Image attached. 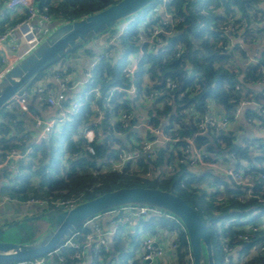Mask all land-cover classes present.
I'll return each mask as SVG.
<instances>
[{
    "label": "trees",
    "instance_id": "1",
    "mask_svg": "<svg viewBox=\"0 0 264 264\" xmlns=\"http://www.w3.org/2000/svg\"><path fill=\"white\" fill-rule=\"evenodd\" d=\"M117 1L119 0H33L39 12L48 14L52 22L58 21L60 24L81 19ZM160 2L161 0L152 3L98 36L109 43L116 38L115 35L121 34L107 49L112 56L102 60L93 71L94 82L100 85L102 91H108L114 86L127 83L124 68L130 62L129 54H136L140 48L139 35L142 32L148 36L154 27L163 25L162 22L165 20L163 11L154 10ZM171 7H174L175 14L183 15L184 20L175 26L171 35L161 34V42L156 48L145 46V53L140 60L136 77V86L140 93L148 87L145 76L153 81L149 86L154 88L166 86L169 82L177 84L174 90H165L161 87L173 100V104L165 103L163 108L154 109L152 122L156 125L166 122L165 130L171 136L178 133L180 137L192 138L197 134L195 138L198 145L207 146V150H215L214 146L221 148L224 144L227 146L226 149L237 153L239 161L237 160L236 166L238 168L243 166L241 160L247 159V174L250 172L257 175L256 178L254 177L259 187L256 194L259 193L261 197L255 196V199L247 198V200L243 199L244 201L239 199L235 192L245 194L244 187L237 186L236 183L230 185L222 177L220 183L216 181L215 184H210V186H216V184L220 186L214 187L210 192L203 190L201 181L206 174L195 175L186 165H181L180 171L162 179L142 176L140 172L146 170L139 172L132 169L130 165L122 171L115 169L102 171V163L118 157L121 148L126 150L130 148L129 143L132 144L133 131L126 133L127 143H124L119 136L121 133L125 134L126 130L117 123L109 127L105 126V123L104 128L102 126L99 128L101 134L92 142L95 154H91L81 130L89 125L97 114L95 105H98L101 115L107 121L109 117H120L122 109L129 107L130 100L115 93L110 101L103 99L95 101L93 95L87 101L83 96L93 88L90 82L83 83L84 90L80 93L82 98L67 97L65 101V106H69L74 101L84 99V103L75 113L69 114L68 118H65L46 139L31 144L29 153L19 158L8 159L12 149L21 151L30 143L28 137L30 131L24 130L26 121L35 123V117L39 116V113L48 111L49 107L54 109L47 103L48 93L53 92V80L48 82L44 94L37 89V86L41 84V81L47 80L48 72L52 74L55 67L67 68V71H70L72 65L68 63L69 60L73 62L74 59L81 58L85 54H94L95 47L89 46L92 39L39 74L37 80L28 88V93H30L28 111H22L19 103L12 100L8 107L0 113V177L2 178L0 205L2 195H9L13 199L11 202L13 207L17 210H28L24 204L20 203L26 201L28 197L50 201L49 205L41 207L40 211L33 209L35 211L33 215H36L46 210H62L51 203L52 200L58 198H76L80 203L123 186H148L169 190L193 206L207 223L215 250L216 264H232V259L226 260L228 253L225 249L226 243L233 249L245 253V258L249 257L247 264H264V251L252 253L253 241L262 239L258 236V234H263L261 229L254 230V226L247 229L243 224H232L231 228L226 226L228 218L249 216L252 211H255L257 215L249 222L258 226L264 218V150L256 153L257 149L253 147L260 139L258 137L245 138L246 141L241 139L244 146L240 147L234 144L238 137L233 139L232 133L198 134L200 131L195 115L196 112L199 115L214 114L215 109H219L230 116L235 114L244 100L252 101L261 105L262 112H258L257 109L251 107L254 105H251L247 108L246 117L258 118L264 126V90L255 88L256 84L264 80V57L257 61H251L248 58L249 48H253L260 41L264 46V28L259 25L261 19L264 20V0H171L169 8ZM7 13L8 11H4V14ZM148 14H150V20L140 27V23L146 19ZM6 19L7 15L3 20L6 21ZM242 20L248 22L245 40L242 43L244 46L241 45L237 32L227 33L221 30L224 22L240 25ZM5 28H0V33ZM114 51L117 55H114ZM237 84L242 85L246 94L238 92ZM179 94H182V97ZM160 99L163 98H158ZM63 144H65L64 154L57 159L56 152ZM175 155L174 151L169 152L167 148H163L158 151L153 164L163 165L165 160L172 163ZM0 211L4 212L6 209L0 206ZM19 218L20 216L17 215V217L7 219L3 223L0 222V226ZM132 218H137V223H131L132 231L125 230L127 227L124 226H128L127 223L119 226L107 250L102 247L97 251L93 247L92 250H87L84 258L78 259L75 255L82 251L83 247L62 245L57 251L43 256L47 259L45 264H113L114 258L127 255L126 247L139 239L135 230L140 225L150 230V233L172 231L177 227L173 222L156 215L132 216ZM219 220L225 223L221 230L217 228ZM43 223L44 218H40L23 222L17 227L19 230L35 229L37 234L34 239H36L44 234L39 230ZM81 230L82 235H74L72 240L81 243L86 234L93 229L81 226L78 231ZM240 233H248L251 236L244 239L239 237ZM186 234V232H178L180 246L175 253L177 254L176 261L170 264H189L187 251L189 243L185 240ZM257 236L258 239H256ZM141 241L142 239L138 240V245H141ZM137 262L138 257H134L132 264Z\"/></svg>",
    "mask_w": 264,
    "mask_h": 264
},
{
    "label": "built area",
    "instance_id": "2",
    "mask_svg": "<svg viewBox=\"0 0 264 264\" xmlns=\"http://www.w3.org/2000/svg\"><path fill=\"white\" fill-rule=\"evenodd\" d=\"M170 1L171 0H161V2L154 8L155 11H163L165 15V20L162 22L163 25L154 27V30H152V33L148 36L142 32L139 35L140 48L135 54V58H132L124 68V73L127 79V83L125 85H117L110 88L108 91H102L100 85H96L94 82L93 71L95 67L100 63L101 60L112 56V54L109 53V50H107L109 45L112 44L111 42L105 46L103 51H98L97 53L93 54L89 68L85 71V78L81 82L80 88L82 89L83 83L86 82H90L93 85V88L90 91L84 93L83 97L85 100L89 101L90 96L93 95L95 101L98 99L110 101L115 93L121 94L124 98H128L130 100L129 108L126 110L122 109L123 111L120 117L117 118L123 122V128L126 130L125 134H120V139H122L124 143H127L125 135L129 131H133V134L131 135L132 144L129 143L130 148L128 150L121 148L118 157L111 158L109 161L107 160L102 163L101 169L102 171H108L110 169L122 171L125 167L130 165L132 169H136L139 172L146 170L145 172H140L142 176L162 179L172 175L173 173H176L177 171H180L181 165H186L190 171H193L195 175L197 174L199 176L206 173L212 174V169L216 170V173L213 174L214 179L212 180L211 184H215L216 181L219 182L221 177L224 179V181L229 182L230 185H233L232 183L236 182L239 183L243 179L247 180L251 179V177L254 178V176H257L254 175V173L248 172L247 174L248 160H241L243 166L238 168L236 166V155L231 154L229 156L232 151L226 149L224 145H222L221 148H215V150H207V146H199L197 144L195 138L197 134H195V136L192 138L180 137L178 133H176L175 136H171L165 130V126L167 125L166 122L164 124L161 123L160 125H156L152 122V115L155 114L153 112L154 109L163 108L165 103L171 105L173 104V100L167 96L166 91L164 92L161 87H164L165 90H174L177 84L176 82H169L166 86H161L159 88L156 87L153 89L155 91L151 90L148 93H140L136 86V77L139 71L140 60L145 53V46L156 48L161 42V34L171 35L174 32L175 26L183 21L182 16L174 13V7L169 8ZM8 6L12 9H23L25 11V16L14 24L6 27L4 31L0 33V79L11 67L25 58L35 48H37L52 31L51 28L48 27V24L52 22L50 16L46 13L39 12L34 5L33 0H9ZM2 51L4 52L3 54H1ZM55 79L60 83V90L49 92L47 95V101L49 105L54 108V114L46 119L40 115L35 117V126L42 132V139L39 140V142L46 139L49 134L54 132V130L62 124L65 118H68L69 114L75 113L84 103L83 99L82 101H74L69 106H65L67 92L71 88L70 81L64 77L61 71L56 72ZM148 80L150 79H145V82L148 83L147 85L149 86V84L152 83V80ZM237 88L239 89V87ZM37 89L44 94L46 88L39 85L37 86ZM29 96L30 93H28V90H26L21 94H18L14 99L19 103L22 111L24 112L29 110ZM179 96L182 97V94H179ZM156 97L163 99L158 100ZM149 102L151 103L149 105V108H151L149 114L151 115H141L143 112L142 110L145 108V106L148 107ZM95 109L97 114L92 118L91 123L81 130L82 137L86 139L88 143L87 149L91 154H95V148L92 142L99 136V134H101L99 128L102 126V121L104 122V125L105 123L107 125H112L115 119L110 117L107 119V121H105L101 115V112L99 111L98 105H95ZM195 115L197 117V125L200 131L198 134L211 131H216L219 133L226 132L229 128L230 121H232L231 117L227 118V115L222 112L214 114L206 113L204 115H199V113L196 112ZM235 144L240 147L244 146V142L241 139L237 140ZM118 147L121 146L118 145ZM163 148H167L169 152L174 151L176 154L175 160L172 163L168 160H165L163 165L155 166L153 161L157 158L158 151ZM27 150L25 153H23L17 149H12L8 155V159L19 158L23 156V154L29 153L31 151L29 148ZM145 164L147 166H144ZM198 165L199 168H202V170H195ZM186 179L187 177L183 180L185 181ZM206 183L207 182H201V187L203 190H209L210 192V190L214 189L210 188L208 185L203 186V184ZM216 185L220 186L219 184ZM7 199V201H12L9 200V198ZM32 199L33 200L25 202L24 205L36 204L39 207H45L48 206L50 202L45 199ZM51 203L64 210L74 207L78 204V201L76 198H58L52 200ZM149 215L164 217L167 220L173 222L177 227L169 232V238L165 241H161L159 233H150L146 237L142 238L140 256L138 257V262L136 264L165 263V259L168 257L169 251L174 253L173 258L176 261L177 254L175 253L180 246V242L176 236H179L178 232L185 231L187 233V231L182 221L171 212L146 205H127L100 213L91 220H97L98 223V220L107 216L124 220L130 219L132 216L146 217ZM256 215L253 216L250 214L249 216H244L241 218L232 216L227 219L226 226L231 227L233 226L232 224H243V226L247 229H250L252 226H254V230L261 229L263 234H258V236H261L262 239L253 241L252 253H262L264 251V218L261 220L258 226H256L253 222H249V220L254 218ZM88 222H90V220ZM88 222L83 226H86ZM79 232L80 231H77L74 235H82V233ZM113 233L114 232L109 233L104 231L101 224L98 223L94 226L91 232L86 234L83 243L72 240V237L74 236L73 235L64 245H71L75 248L83 247V250L75 255L76 258L82 259L84 256H86L87 250H91V247H95L97 251L101 250L102 247L107 250L109 245V235H112ZM250 236L251 235L248 233L239 234V237L244 239H248ZM258 236L256 239H258ZM186 240L189 243V237L187 234ZM225 249L228 251L226 259L227 261L233 258H231V255L235 256L240 254L244 258V264H247L249 257L246 259L245 253L241 254V252L238 250L230 247L228 243L225 244ZM187 251L189 264H193L190 243L188 245ZM46 260V257H40L34 260L9 264H45ZM60 261L64 262L63 259H60Z\"/></svg>",
    "mask_w": 264,
    "mask_h": 264
},
{
    "label": "water",
    "instance_id": "3",
    "mask_svg": "<svg viewBox=\"0 0 264 264\" xmlns=\"http://www.w3.org/2000/svg\"><path fill=\"white\" fill-rule=\"evenodd\" d=\"M156 1L158 0H119L81 19L63 24L58 21L48 24L52 33L1 77L0 113L18 94L31 87L41 72ZM48 75L53 77L50 72ZM101 125L104 128L103 121ZM25 150L26 147H23L22 152ZM127 205H146L171 212L186 228L193 264H216L210 230L199 212L178 194L148 186H123L80 202L70 209L41 211L0 226L2 233L23 222L38 220L46 215L53 219L51 228L32 242L0 240V264L34 260L57 251L81 226L98 214ZM4 206L5 209H11L13 203L6 202ZM25 206L28 210H42L36 204Z\"/></svg>",
    "mask_w": 264,
    "mask_h": 264
},
{
    "label": "rangeland",
    "instance_id": "4",
    "mask_svg": "<svg viewBox=\"0 0 264 264\" xmlns=\"http://www.w3.org/2000/svg\"><path fill=\"white\" fill-rule=\"evenodd\" d=\"M256 11V10H255ZM254 11V12H255ZM259 15H261V13H259ZM180 16H182L183 17V15H180ZM150 20V14H148L147 16H146V19L142 22V23H140V27L141 26H143L146 22H148ZM183 20H184V17H183ZM227 22H224L223 24H224V26H222V29L221 30H224L225 32H227V33H229V32H232V31H234V32H237L238 34H237V36L239 35V37H240V41H241V45H243L244 46V44H242V43H244V40H245V38H244V36L246 35L245 34V32H246V30L248 29L247 27H248V22L247 21H245V20H242V21H240V25H233V23H231V22H228L227 24H226ZM122 25H125V24H122ZM259 25L261 26V27H263L264 28V20H262L261 19V21L259 22ZM124 30V29H123ZM228 30V31H227ZM224 32V33H225ZM122 33V32H121ZM226 34V33H225ZM120 35L121 34H117V35H115V37L116 38H114V39H112V41H111V43L113 44V42L115 41V39H117V38H119L120 37ZM97 38H99L98 36H97ZM236 38V37H235ZM102 38H99V39H97L98 41H100ZM95 40L96 39H93L92 41H91V43H93V44H95ZM235 41H233V43H234ZM108 44V43H107ZM261 44V43H260ZM240 45V46H241ZM258 45V44H257ZM109 47H110V45H109ZM242 47V46H241ZM99 49H101V51H103L104 50V46H102V45H99ZM111 49H113L112 47H111ZM249 51H250V54H249V60H251V61H253V60H255V58H257V57H251V54H253V53H259V51L257 52L256 50H254V48H249ZM95 53H97V52H95ZM114 55H117V53H116V51H114ZM134 59L135 58V54L134 53H130L129 54V58H128V60L130 61L131 59ZM102 61V60H101ZM100 61V62H101ZM247 64H248V62H247ZM80 65V64H79ZM81 66H83V65H81ZM81 66H79V67H81ZM71 72L74 74V76L76 75V77L78 76V71L76 70V69H73V68H71ZM68 77H70V74L69 75H67ZM145 79H149L148 77H146L145 76ZM151 80V79H150ZM150 80H148V81H150ZM152 83H153V81H152ZM152 83H150L149 85H152ZM160 87V86H159ZM237 87H239V89L237 88ZM84 88V85H82V90H84L83 89ZM236 88L238 89V92L239 93H243L244 92V89L242 88V85H240V84H237L236 85ZM153 89H155L153 86H148V87H146V88H144V90H143V92H145V93H148V92H150L151 90H153ZM157 90V89H156ZM153 91H155V90H153ZM164 93V92H163ZM245 94H246V92H245ZM76 96V95H75ZM160 96H161V94H160ZM160 96H158V97H160ZM158 97H156V98H158ZM75 99H80V98H82L81 97V95H78L77 97H74ZM75 99H73V100H75ZM246 101L244 100L243 102H242V104H241V106L240 107H238V109L236 110V113L234 114V115H230V116H227V118H229V117H231V119H232V121H230V125H229V128H228V130L226 131V134H229V133H232L231 134V136L233 137V139L238 135H235V133L233 132V131H231V127L234 125V124H236L237 126H238V128H239V133H241V131L245 128V126H246V124L245 123H247L248 125H251V126H253L254 124L255 125H259V127H262L263 125H262V121L261 120H259L258 118H254L253 120H250L249 118H246V119H242L241 120V114H243L244 113V107L246 106V105H250L251 104V102L250 101H248V102H246ZM129 103H130V101H129ZM151 103L149 102L148 103V107H149V105H150ZM99 108V107H98ZM129 108V107H128ZM128 108H125V110L126 109H128ZM256 109H257V111L259 112V111H261L262 112V110H261V107H256ZM99 111H101L100 109H99ZM143 111H146V113L144 112L143 114H141V115H147V109L145 108ZM241 111V112H240ZM221 113V112H220ZM209 114V113H208ZM148 115H151V114H148ZM153 116V115H152ZM0 118H1V114H0ZM110 118V117H109ZM114 119V118H113ZM118 119V118H117ZM116 118L114 119V123L112 124V125H114L115 123H117V124H119L121 127H124L123 125V122H121L119 119L117 120ZM245 121V122H244ZM112 125H107L106 124V126L107 127H109V126H112ZM238 132V131H237ZM211 133L212 134H215V135H217L219 132H216V131H211ZM257 134H258V139H260V140H258L256 143H255V145L253 146L254 148H256L257 149V152L256 153H260L261 152V150H264V128H259V129H257ZM260 137V138H259ZM248 137H246V139H247ZM245 141H246V139L245 138H243ZM236 140H238V139H236ZM236 142V141H235ZM235 142H234V144H235ZM198 144V143H197ZM224 145V144H223ZM202 146H204V145H202ZM225 146V145H224ZM64 148H65V144H63L58 150H57V152H56V157H57V159H60L62 156H63V154H64ZM225 148H227V146H225ZM229 151H232V150H230V149H228ZM231 154H235L236 155V157H237V153L235 152V151H232L230 154H229V156L231 155ZM256 156V155H255ZM238 158V157H237ZM238 161H239V159H237ZM257 163H259V161H256ZM132 165V164H131ZM196 171L197 170H202V168H199V165L196 167V169H195ZM212 174L211 173H206V175H205V178L204 179H202V181L201 182H207L206 184H203V186H205V185H208V186H210V184H211V182H212V180L214 179L213 177H214V175L213 174H215L216 173V170H214V169H212ZM254 175H256V174H254ZM255 178H256V176H254ZM186 181V180H185ZM185 181L183 180V183H185ZM236 185L237 186H243L244 187V190L246 191V193L245 194H240V193H238V192H235L236 194V196L239 198V199H241V200H247V198H253V199H255L256 197H261V195H259V193H257L256 194V190L259 188L258 187V181H255L254 180V178L253 177H251V179H247V180H245V179H243L241 182H239V183H237L236 182ZM218 185H216V186H210V188H216ZM235 186V185H234ZM256 196V197H255ZM230 197V196H229ZM7 198H9V200H12L13 201V199L11 198V197H9V195H6V196H4V195H2V197H1V201H4V204L6 203V202H8L7 200ZM35 198V197H34ZM36 200H39L40 198H35ZM30 200H33L31 197H28V199L26 200V201H23V202H20L21 204H24L25 202H27V201H30ZM243 200V201H244ZM1 213H0V222L1 223H3L4 221H6L7 219H10V218H14V217H17V215L18 216H20V218H22V217H26V216H31V215H33L34 213H35V211L33 210V209H30V210H17L15 207H12L11 209H8V210H6V211H4V212H2V211H0ZM38 214V213H37ZM251 214L254 216V215H256V212L255 211H252L251 212ZM19 218V219H20ZM44 218V223L42 224V226L39 228V230H41L40 231V233H43L44 232V234L51 228V226H52V222H53V219H52V217L51 216H49V215H46V216H44L43 217ZM162 218H164V217H162ZM133 218L132 217H130V219H124V220H119L118 222H113V224L115 225V223H119V224H122V225H125L126 223L128 224V226H124V227H127V229H125L127 232L128 231H130L131 230V223H133V220H132ZM164 219H166V218H164ZM16 220V219H15ZM96 224H98L97 223V220H90V222H88V227H90V228H94V226L96 225ZM86 225V226H87ZM225 225V223L223 222V221H221V220H219L218 221V223H217V228L219 229V230H221L222 229V227ZM85 226V227H86ZM112 227H114L113 225L112 226H109L108 228H112ZM123 227V228H124ZM229 228H231V227H229ZM230 230V229H229ZM132 231V230H131ZM136 231V233H137V237H139V239H142V238H144V237H146L148 234H150V230H147V229H145V228H143L141 225H140V227H138V229H136L135 230ZM39 233V234H40ZM79 233H82V230L79 232ZM37 234V232L35 231V229H25V230H19V228L17 227V226H15V227H13V228H11V229H9V230H6V231H4V232H2V233H0V240L1 241H8V242H15V243H28V242H32V241H34L35 239V235ZM43 235V234H42ZM41 235V236H42ZM40 237V236H39ZM39 237H37V238H39ZM176 237H178V236H176ZM215 237V240L217 241V238H216V236H214ZM36 238V239H37ZM108 238V237H107ZM139 239H137V241L136 242H132V243H130L127 247H126V252H128V254L127 255H125V256H121V257H116V258H114L113 259V264H132V261H133V258L134 257H139L140 256V246L141 245H138V240ZM84 240H85V238H83V242H84ZM89 242V241H88ZM93 249V247H91V250ZM217 250H218V248H217ZM220 250V249H219ZM220 253V252H219ZM242 254V253H241ZM248 263V262H247ZM218 264V263H217ZM232 264H244V258L240 255V254H237V255H235V256H233V258H232Z\"/></svg>",
    "mask_w": 264,
    "mask_h": 264
},
{
    "label": "crops",
    "instance_id": "5",
    "mask_svg": "<svg viewBox=\"0 0 264 264\" xmlns=\"http://www.w3.org/2000/svg\"><path fill=\"white\" fill-rule=\"evenodd\" d=\"M8 2H9V0H0V28H5V27H8L9 25H12L13 24V22H17V21H19L21 18H23L24 17V14H25V11L23 10V9H12V8H10L9 6H8ZM4 11H8V13L7 14H4ZM7 15V19H6V21H4L3 20V18H4V16H6ZM104 38H106V37H104ZM260 43H261V41H260ZM256 44V45H254V50H256L257 52L259 51V53H253V54H251V57L253 56V57H257V58H255V60L257 61L258 59H260V58H262V57H264V53H263V50H264V46L262 45V43L261 44ZM99 45H102V46H104V48H105V46L107 45V42L105 41V39L103 40V38L100 40V41H98V40H96L95 41V44H93V43H90V45L89 46H91V47H95V49H96V52L97 51H100V49H99ZM97 47H98V49H97ZM4 52L2 51L1 52V54H3ZM92 56H93V54L92 53H90V54H85V55H83L81 58H78V59H74V61L72 62V60H69V62L68 63H70L71 65H72V68L73 69H76L77 71H78V76L76 77V75L74 76V74L71 72V70L70 71H67V68H63V67H60V68H62V69H58V66L57 67H55V71H53V73H52V75H53V79L52 78H50L49 77V75H48V78H47V80H43V81H41L40 83V85L41 86H43V87H46L47 86V84H48V82H50L51 80H53V91H59L60 90V83H59V81H57L56 79H55V74H56V72L57 71H61V73L64 75V77L65 78H67L69 81H70V86H71V88L68 90V92H67V97L68 98H74V97H77L78 95H80V93H81V88H80V85H81V82L83 81V79L85 78V71H86V69H88L89 68V64H90V61L92 60ZM252 57V58H253ZM11 59H12V57H11ZM80 64V65H79ZM81 65H83V66H81ZM79 66H81V67H79ZM70 74V77H68L67 75H69ZM47 88V87H46ZM51 88V87H50ZM255 88L257 89V90H264V80L263 81H261L259 84H256L255 85ZM245 92V91H244ZM76 95V96H75ZM251 102V104L250 105H247L245 108H244V113L243 114H241V120L242 119H246L247 117H246V111H247V108H248V106H251V105H254V106H251V107H253L254 109H256V107H260L261 105L259 104V105H257V104H255V102H252V101H250ZM47 103H48V101H47ZM49 104V103H48ZM145 108L146 109H148V112H147V115L150 113V111H151V108H149V107H147V106H145ZM144 108V109H145ZM143 109V110H144ZM142 110V111H143ZM54 110L53 109H51V107H49V110L48 111H42L41 113H39V115L41 116V117H43V118H49V117H51L53 114H54ZM146 113V111H143L142 112V114L143 113ZM221 111H219V109H215V112L214 113H220ZM249 119L250 120H253L254 119V117H249ZM245 122V121H244ZM246 124V126H245V128L241 131V133H239L240 131H239V128H238V126L236 125V124H234L232 127H231V131H233L234 133H235V135H237V137H238V140H240V139H243V138H246V137H248V138H251V137H258V134H257V129H259V128H264V126H262V127H259V125H253V126H251V125H248L247 123H245ZM24 126H25V131H30V135H28V137L30 138V143H29V145L28 146H25L26 147V149L27 148H29L30 147V145L31 144H34V143H39V140H41L42 139V132H41V130L39 129V128H37L36 126H35V123L33 122V123H31V122H27L26 121V123L24 124ZM238 131V132H237ZM221 134H226V132H222ZM260 138V137H259ZM215 148H217L216 146H214ZM30 149V148H29ZM28 151V150H27ZM226 151H228V150H226ZM227 154V153H226ZM1 181H2V178L0 177V183H1ZM5 204H4V202L2 201L1 202V207H4L5 208V206H4ZM6 210H8V209H6ZM137 217V216H136ZM137 218H134L133 219V223L135 224V223H137V220H136ZM118 222L119 221V219H115V217H112V216H107V217H105V218H102V219H100V220H98V223H100L101 224V226H102V228H103V230L104 231H106V232H109V233H111V232H114L112 235H109V243L113 240V236H114V234H115V232L117 231V228L119 227V226H122V224H117V223H115V225L113 224V222ZM114 226V227H112V228H108L109 226ZM126 225V224H125ZM169 232H171V230H164L163 232H159V235H160V239H161V241H165L166 239H168L169 238ZM182 232H184L185 233V231H182ZM154 233V232H153ZM158 234V233H157ZM185 240H186V237H185ZM187 241V240H186ZM81 243H83V240H82V242ZM89 251V250H88ZM174 253L172 252V251H169V254H168V257L165 259V263L166 264H170V263H174L175 262V260H174Z\"/></svg>",
    "mask_w": 264,
    "mask_h": 264
},
{
    "label": "bare ground",
    "instance_id": "6",
    "mask_svg": "<svg viewBox=\"0 0 264 264\" xmlns=\"http://www.w3.org/2000/svg\"><path fill=\"white\" fill-rule=\"evenodd\" d=\"M51 33H52V31H51ZM51 33H50V34H51ZM8 202H10V203H11L12 201H8Z\"/></svg>",
    "mask_w": 264,
    "mask_h": 264
},
{
    "label": "clouds",
    "instance_id": "7",
    "mask_svg": "<svg viewBox=\"0 0 264 264\" xmlns=\"http://www.w3.org/2000/svg\"><path fill=\"white\" fill-rule=\"evenodd\" d=\"M27 149H28V148H27ZM27 149H26V150H27ZM26 150H25V151H26ZM21 151H22V149H21ZM25 151H24L23 153H25Z\"/></svg>",
    "mask_w": 264,
    "mask_h": 264
}]
</instances>
